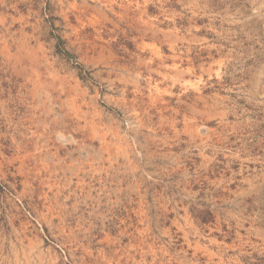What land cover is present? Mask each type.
<instances>
[{
	"label": "rangeland",
	"instance_id": "rangeland-1",
	"mask_svg": "<svg viewBox=\"0 0 264 264\" xmlns=\"http://www.w3.org/2000/svg\"><path fill=\"white\" fill-rule=\"evenodd\" d=\"M0 264H264V0H0Z\"/></svg>",
	"mask_w": 264,
	"mask_h": 264
},
{
	"label": "bare ground",
	"instance_id": "bare-ground-1",
	"mask_svg": "<svg viewBox=\"0 0 264 264\" xmlns=\"http://www.w3.org/2000/svg\"><path fill=\"white\" fill-rule=\"evenodd\" d=\"M157 87V86H156ZM157 89V88H156ZM159 91V90H158ZM160 93V92H159Z\"/></svg>",
	"mask_w": 264,
	"mask_h": 264
}]
</instances>
